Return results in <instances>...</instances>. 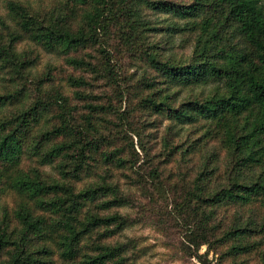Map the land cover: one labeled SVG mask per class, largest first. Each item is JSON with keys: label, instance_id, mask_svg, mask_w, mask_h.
Masks as SVG:
<instances>
[{"label": "trees", "instance_id": "obj_1", "mask_svg": "<svg viewBox=\"0 0 264 264\" xmlns=\"http://www.w3.org/2000/svg\"><path fill=\"white\" fill-rule=\"evenodd\" d=\"M143 199L264 264V0H0V264H138Z\"/></svg>", "mask_w": 264, "mask_h": 264}, {"label": "rangeland", "instance_id": "obj_2", "mask_svg": "<svg viewBox=\"0 0 264 264\" xmlns=\"http://www.w3.org/2000/svg\"><path fill=\"white\" fill-rule=\"evenodd\" d=\"M168 1L180 3L187 0ZM183 52L187 53L188 50ZM47 60L53 61L49 57L45 61ZM56 60L58 65H62L61 60ZM137 140L135 138L136 150L141 153V150L137 146ZM156 201L158 202L154 203L150 202L149 199H143L141 200L142 207L128 211L135 220L142 218L146 222L145 224L139 223L126 231L128 237L137 240L139 250L142 252V256L138 259V264H201L200 259L205 258L214 264H219V255L213 253L205 255L207 252L206 246L201 249L200 254L203 255L201 258H192L183 244V238L178 234L168 231L169 227L175 223L174 220L172 219L166 222L165 226L163 225V219L160 215L163 211L169 210V204L158 199ZM170 207L172 208L171 205Z\"/></svg>", "mask_w": 264, "mask_h": 264}, {"label": "water", "instance_id": "obj_3", "mask_svg": "<svg viewBox=\"0 0 264 264\" xmlns=\"http://www.w3.org/2000/svg\"><path fill=\"white\" fill-rule=\"evenodd\" d=\"M200 263H201V264H214V263L210 262V260H208L207 258H205V259H200Z\"/></svg>", "mask_w": 264, "mask_h": 264}]
</instances>
